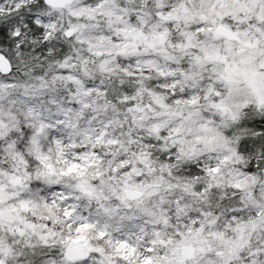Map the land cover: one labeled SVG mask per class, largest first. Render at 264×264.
I'll use <instances>...</instances> for the list:
<instances>
[{
  "label": "snow or ice",
  "instance_id": "obj_1",
  "mask_svg": "<svg viewBox=\"0 0 264 264\" xmlns=\"http://www.w3.org/2000/svg\"><path fill=\"white\" fill-rule=\"evenodd\" d=\"M0 264H264V0H0Z\"/></svg>",
  "mask_w": 264,
  "mask_h": 264
}]
</instances>
